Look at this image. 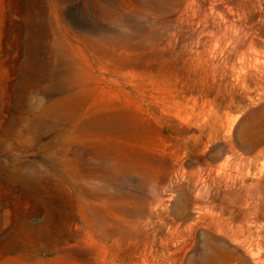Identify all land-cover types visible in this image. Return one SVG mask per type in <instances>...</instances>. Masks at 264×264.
Instances as JSON below:
<instances>
[{
	"label": "rangeland",
	"instance_id": "374dc122",
	"mask_svg": "<svg viewBox=\"0 0 264 264\" xmlns=\"http://www.w3.org/2000/svg\"><path fill=\"white\" fill-rule=\"evenodd\" d=\"M221 244L264 264V0H0V264Z\"/></svg>",
	"mask_w": 264,
	"mask_h": 264
},
{
	"label": "bare ground",
	"instance_id": "6f19581e",
	"mask_svg": "<svg viewBox=\"0 0 264 264\" xmlns=\"http://www.w3.org/2000/svg\"><path fill=\"white\" fill-rule=\"evenodd\" d=\"M234 240L238 241L237 238ZM207 262L208 264H250L235 249L226 244L214 245L213 254L207 257Z\"/></svg>",
	"mask_w": 264,
	"mask_h": 264
}]
</instances>
